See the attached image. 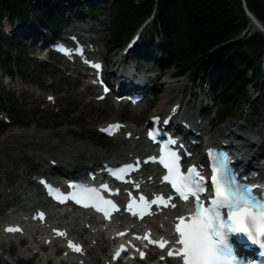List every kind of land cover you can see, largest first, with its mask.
I'll list each match as a JSON object with an SVG mask.
<instances>
[{"label":"rangeland","instance_id":"1","mask_svg":"<svg viewBox=\"0 0 264 264\" xmlns=\"http://www.w3.org/2000/svg\"><path fill=\"white\" fill-rule=\"evenodd\" d=\"M104 14L98 15L95 18H91L84 10L69 14L68 11L64 12L66 18L69 19L67 25L63 27L60 35L73 36L79 34H85L86 37H96L97 46L103 52L100 59L104 61L106 69L109 73L113 70V61L121 53L127 49L128 45L132 42L133 38L139 30L145 28L143 37L147 40L152 35L151 22L145 21L144 24L139 26L135 30V34L121 47L113 46L111 42L112 27H109L110 16L107 9H102ZM9 22V23H8ZM19 23L25 28H32L34 32L40 31L46 33L48 38L52 37L44 30V28L38 23H24L18 20H10L7 16L0 22V34L5 36V31L14 24ZM18 38H23L20 35H13ZM15 37V38H17ZM142 37V38H143ZM141 38V39H142ZM242 35L239 36V39ZM44 39H46L44 37ZM23 40V45L15 49L4 67H0V123L8 124L4 130L0 132V138L11 132L14 129L20 130L22 133L29 132L30 130H37L53 132L54 130L68 127L71 129V133L67 136H72L79 143H85L90 148H93L99 152L97 160H105L108 162L121 161L123 159H106L101 157L104 152L102 145H110L115 137L108 138L99 133V127L106 122L112 121L116 118L110 110L105 111L106 106L103 104L89 110L88 106L83 107L88 102V94L83 96L82 103L76 105L71 98L67 96V85L71 84L69 78L71 77L66 69H62L61 64L57 65V61L60 60V56H51L48 61H43L39 56L40 48L32 47L28 38ZM138 50L141 49V45L137 44ZM134 52L129 53L128 63L139 66V73L147 76H154L155 74L162 73L156 80L152 81L153 85H159L161 82H167L169 85L177 86L174 91L169 94V97L175 95L172 102H180V114L183 115L181 121H188L190 114H194L197 119H200L203 124L211 127L210 131L202 136V141L205 142L211 135H216L215 132L225 125H231L237 122V125L230 126L238 134L252 138L262 137L264 138V101L255 98L256 90L252 87L248 88L250 96L254 99V104L243 108L237 112L233 117L226 119L221 124H216V120L212 118L213 112L217 111V107L211 102L209 90L206 85H200V80L195 78L193 80L192 74L189 72L182 77H176L177 69L174 68H162L160 66V53L156 52L152 58L141 57L138 54L134 55ZM150 53V51H147ZM101 54V53H100ZM138 61V62H137ZM149 68V71L146 69ZM171 74V75H169ZM112 77V74H109ZM81 83L88 80L87 76L80 75ZM202 87V88H201ZM23 88H33L34 93L31 95L23 93ZM135 93V92H132ZM131 93V94H132ZM155 94L152 101V105H155V100H160L159 96L162 94V90L157 88L153 91ZM153 93L148 94V98H151ZM96 95L92 94V97ZM111 100H115L116 96L111 93L109 95ZM54 98V101L50 104L48 99ZM47 101V102H46ZM204 103L205 107L200 105ZM90 104V102L88 103ZM87 104V105H88ZM257 104L256 106H254ZM138 108V107H137ZM154 109V107H153ZM149 111H147L148 113ZM194 117V116H192ZM239 123L246 125L245 127H239ZM143 127V126H142ZM141 127V133H142ZM29 137V138H28ZM25 142L21 144V141ZM200 141V139H199ZM59 137L55 134L49 138H44L36 134L30 136L17 135L9 136L4 139L0 149V230L2 227V221L11 222L16 217V214H10L9 212L13 207L17 206L18 199H15L13 195L2 193L1 190L18 188V186L27 185V191L31 194L33 199L42 200V196L38 194L39 184L38 179L40 176H54L49 172H41V168H37L33 172H29V176L33 178V183L27 184L25 175L22 174L23 170H27L31 167V160L33 156L45 157V155L57 151L61 146ZM256 147L253 148L255 150ZM262 153H264V142L262 144ZM195 154L199 155V151L196 149ZM72 161L76 165H91L95 168L92 162H88L89 159L87 153L77 154L71 157ZM254 162V160L252 161ZM258 164L264 163V158L259 156L257 159ZM93 169V168H92ZM86 169L83 168L81 173H84ZM91 170V169H90ZM62 180V178H60ZM14 201V202H12ZM8 204L7 203H10ZM38 205V204H37ZM38 206H34L33 210ZM58 226V225H57ZM84 236L87 232L83 233ZM20 246H14L10 252H0V264H38V256L33 254V258H29L31 253H21L18 250ZM56 264V263H55ZM145 264V262H142Z\"/></svg>","mask_w":264,"mask_h":264},{"label":"bare ground","instance_id":"2","mask_svg":"<svg viewBox=\"0 0 264 264\" xmlns=\"http://www.w3.org/2000/svg\"><path fill=\"white\" fill-rule=\"evenodd\" d=\"M145 28L143 27V29L140 31V35L144 32ZM249 28L252 30L257 29V25L252 19H249ZM33 30L34 29L32 28H25L19 23L11 26V31L13 34L20 35L21 37H23L22 39H31L30 45H32V47L37 48L39 47V44L41 43L42 38L44 36L43 33H41L40 31L34 32ZM84 35L81 34L82 37H85L82 39H84L86 43H88V52L93 54L94 57L101 56L103 52L96 45L98 38H86V36ZM139 37L135 40L134 43L138 42ZM22 41L23 40H21V42ZM93 46H96V51L91 50L92 48H94ZM131 51L132 49H127L123 51L121 55H119L116 59L112 60L113 70L111 71V73L107 71L106 65L103 69L106 76L111 81L113 90L116 89L117 92H126L124 86L122 85L134 82L136 80L142 81L143 91L141 93L145 95V101L139 106H137L138 108L133 107L131 109H127L129 108V106L124 102L116 104L111 100L109 95L106 96L103 101L98 102L95 99V96L92 97V94H100V91L97 90L95 85L93 84L92 79L94 77L90 76L92 75L90 74L91 72L89 70H82L80 68V63L71 61L66 62V59H64L65 57H62L63 69L69 71V75L71 76L67 77L65 75L64 78L70 79L71 84L67 85L66 91L67 96L71 98L73 103L76 105H80L82 103L83 96L88 94V97L90 98L88 102L83 105V107L88 106L89 110H91L103 104L104 106H106V109H104L103 113H105V111L107 110H110L112 114L116 116L113 121L122 122V127L120 128L117 135H115V139L113 140V142L110 145H102L104 152L101 154V157H104L106 159H123L124 161H128L131 160L133 157H138L139 155L143 154L147 143L143 137V134L141 133V127L146 122L150 121L151 117H154L156 115L169 114L173 119V125H171V127H174L175 124L181 123L180 121L183 118V115L180 114V102L175 101L171 104H168L171 100H173L172 98L175 97V95L169 97V94L174 91L177 86L169 85L167 82H161L159 85H153L151 82L156 80L157 77L162 73L158 72L152 77L151 75L146 77L142 74V71H140L139 73V66L137 65V63L134 65H132V63H128V59H131L129 57V53ZM146 71H149V68H147ZM82 74L88 76L89 79L81 83L80 86H77V84L80 82V77L78 76ZM109 74H112V77ZM139 88L140 87L135 89ZM157 88H160L162 90V94L159 96L160 100H155V105H152V101L148 98V94L151 92L153 93V91ZM22 92L24 94L27 93L31 95L32 93H34V89L23 88ZM53 101L54 98L50 100L49 103L51 104ZM89 102L90 104H88ZM201 107H205L204 103H202L199 108L201 109ZM147 111L149 112L147 113ZM185 122L186 127H182L186 130L187 135L190 137H194L198 140L200 139V143L195 146H192L191 151H195L196 149L201 151V148H203L208 143L220 142L225 138L233 137L235 138V140H238V143H241L239 151L243 160L250 162L254 160V162H252L254 166H257L258 170H264V163L258 164V162H256L260 155L262 158H264V153H262V150H260L262 148L264 138L257 137L253 139V136L243 137L242 135L238 134L235 130L230 128V126L232 127L234 125H237V122H234L230 126L225 125L223 127H220L215 132L216 135H211L206 139L203 146L202 136L208 133L211 127L206 124H203L202 121L200 119H197L194 114H190L188 117V121L185 119ZM238 126L245 127L246 125L239 123ZM192 129H194V132H192ZM195 132H198V134H196ZM70 133L71 129L66 126L54 130L53 132H40L35 129L30 130L26 133H22L20 130L14 129L11 132H7V134L3 135L0 138V149H3L2 143L4 139L9 136H30L32 134H36L47 139L55 134L59 137L61 144H64L63 146H61L57 151L45 155V157H40L39 155L33 156V160H31L30 163L31 167L27 170H23L22 174L25 175L27 184L33 183V178L29 176V172H33L38 167L41 168V172H49L50 174L59 177L71 176L75 172H80L87 165L83 164L79 166L72 161L71 157L77 154L87 153L89 157L87 161H93L92 164L96 165V168H100L101 162L105 160H97L99 152L93 148H90L83 142H77L75 138L72 137L75 136L74 134H72V136H67V134ZM24 142L25 141L22 140L21 144ZM254 147H256L255 150H253ZM195 159H199V161H202L204 159V156H195ZM148 175H153L152 179L148 178ZM154 176V170L150 168L148 169L145 176H142V178L146 177L145 181H147V183H150H148L147 185L154 184L160 186V184H157L158 180L155 179ZM1 192L13 195L14 198L16 197L15 199H18L19 204L13 207L9 213L16 214L17 220L23 222V225L26 227L27 230L25 235H17L19 237L18 242L21 244L18 250L21 253L30 252L36 254L38 256V264H112L110 260L112 253L109 254V248L111 244H114V241L110 240L109 236H111L113 232L111 230H108V228L104 229V226L98 223L96 219L87 215H78L76 213L71 212L67 213L68 215H70L69 218L68 216H56L55 212L51 210L49 214V220L46 219L43 223H39V225L42 224V226H39V228H37L35 225H32V223H30V220L27 221L26 218H31L32 215H36L38 211L37 209L32 212L30 210H33L34 206H36L37 204L44 203H42L40 200L32 198L31 194L27 191V185H20L18 186V188L4 189L1 190ZM12 202L7 203V205L11 204ZM175 213L176 208H169L167 210H164L159 215L156 214L154 219H149V222H147V218L141 222H135L131 217H128L126 214L121 213L119 219L125 220V222L122 221V223H125L126 225H122L118 229L119 231H124L127 226H130L134 229V232H136L137 234H143L144 231L150 229L154 234L163 235L165 236V238H169L171 234L170 224ZM52 219L55 220L53 224L56 223L58 224V226L51 224ZM56 229L64 231L65 235L62 238V241L72 242L75 244H84L83 253H72V255L70 256L68 254L67 257L62 255L61 258H54L52 256L51 249L42 254L40 252H35V247L50 248V246L47 245L45 242L47 239H53ZM84 232H87L86 236H84ZM2 235L3 232L1 230L0 236ZM28 235L33 237L34 242L36 243L35 245L31 244ZM55 244L56 243H54V245ZM0 252H10V244L8 241L0 239ZM161 254L163 255V252H161ZM72 257L74 258V260H71ZM78 261L79 263H77ZM140 262L143 261L135 260L134 264H139ZM115 264L125 263L122 261H118ZM166 264L179 263L176 259H166Z\"/></svg>","mask_w":264,"mask_h":264},{"label":"trees","instance_id":"3","mask_svg":"<svg viewBox=\"0 0 264 264\" xmlns=\"http://www.w3.org/2000/svg\"><path fill=\"white\" fill-rule=\"evenodd\" d=\"M245 2L264 26V0ZM104 8L110 16L111 42L118 47L153 15L152 35L142 40L144 55L159 52L162 68L177 69L181 76L189 72L205 84L217 107L212 114L216 124L253 105L255 98L264 101V35L255 30L239 39L248 25L242 0H0V22L7 16L39 23L57 36L69 21L65 11L84 10L95 18ZM22 45L0 34V67ZM249 87L256 90L255 98ZM7 125L1 122L0 132Z\"/></svg>","mask_w":264,"mask_h":264},{"label":"snow or ice","instance_id":"4","mask_svg":"<svg viewBox=\"0 0 264 264\" xmlns=\"http://www.w3.org/2000/svg\"><path fill=\"white\" fill-rule=\"evenodd\" d=\"M95 67L98 68L99 65ZM120 127L119 124L110 125L103 131L111 134L110 129L118 130ZM149 136L152 137L153 133L149 132ZM209 155L213 160L211 190L206 184V176L197 169V166H192L186 173H181L179 157L176 153L168 152L161 158V163L168 170V174L163 179L171 182L182 200L190 201L191 198L190 202L193 203V211L189 216L177 218L179 222L175 224V233L179 238L175 244L179 247L170 248L167 255L181 258L182 264H241L233 244L235 238H246L264 249V194H256L253 186L243 184L237 179L229 167L225 154L217 155L210 152ZM128 168L121 171H127ZM205 192H208L207 202L202 198ZM171 199L168 197L169 201ZM152 203L168 206L163 197H158ZM111 206L115 209L114 204ZM171 206L176 207L175 204ZM131 207L129 205V210ZM39 215L42 219L43 214ZM105 215L109 213L106 212ZM7 230L18 231V229ZM58 234L64 235V233ZM143 239L157 244L162 249L168 244V241L163 239L151 240L147 234ZM69 247L75 252L82 251L79 245L72 242H69ZM123 250L121 246L113 258L118 257ZM143 256L144 253L140 252V257Z\"/></svg>","mask_w":264,"mask_h":264},{"label":"water","instance_id":"5","mask_svg":"<svg viewBox=\"0 0 264 264\" xmlns=\"http://www.w3.org/2000/svg\"><path fill=\"white\" fill-rule=\"evenodd\" d=\"M242 1H243V6H244V9H245V11H246V14L248 15V17H249L250 19H252V20L256 23V25H257V30L260 31V32L264 35V26H263L262 22H261L260 20H258V19L254 16V14H253L252 12H250V11L248 10V8H247V6H246V2H245V0H242ZM250 31H251V29H250L249 27H247V28L243 31V33H242V37L247 36V35L250 33Z\"/></svg>","mask_w":264,"mask_h":264}]
</instances>
